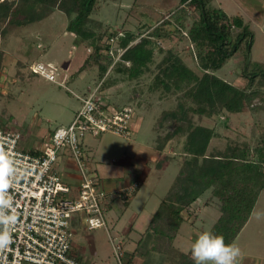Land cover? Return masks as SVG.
Returning a JSON list of instances; mask_svg holds the SVG:
<instances>
[{"label": "rangeland", "instance_id": "obj_1", "mask_svg": "<svg viewBox=\"0 0 264 264\" xmlns=\"http://www.w3.org/2000/svg\"><path fill=\"white\" fill-rule=\"evenodd\" d=\"M253 1L256 0H246L242 3V7L251 16V20L246 19L245 22L253 31L249 57L247 58V50L243 42L237 51L215 71V74L223 80L245 89L248 88V83L243 70L264 71V22L261 17L256 16ZM261 4L262 1L257 5L261 6ZM220 5L227 12L237 8L230 0H225ZM249 5L251 10H248ZM177 7H179V0H97L85 28L94 32L101 40L105 39L110 31L135 32L134 34H139L133 41L136 42L147 33L148 29L163 19L172 18L169 16ZM185 10L188 12L184 23L185 26H189L197 18V11L191 5H186ZM72 16L73 14L68 16L58 8H54L45 18L25 25L1 22L0 125L23 127L34 133L38 132L39 140L41 134H46L48 130L68 124L81 107V97L95 89L99 83L101 87V81L106 78V85L103 89L97 90L98 94L111 108L129 107L133 126H135L131 138L110 131L99 135L86 132L82 137L83 146L91 157L88 161L91 162L92 168L97 169L102 175H107L106 173L109 174L114 169H118L119 159L127 154L133 155L137 151L150 154L151 152L148 151L156 141L157 134H161L159 137L163 138L167 131L175 128L171 120L160 127V118L163 111L176 107L177 97H182L188 106L195 105L189 98L184 97L181 91L166 93L159 88L156 90L150 88L156 72L155 63L162 56L157 49L154 51V61L149 65V69L134 79L116 74L109 68L103 76H100L96 66L77 73L84 59L93 49L87 41L79 39L68 30ZM172 21L174 26H179L178 21L173 18ZM105 30L106 33H104ZM185 32L183 28L169 41L158 40L157 45L163 48L175 47L184 62L195 72L200 73L193 45ZM110 42L115 48L116 41L110 40ZM38 64L53 73V81L33 71ZM251 89H257L258 94L253 97L252 105L245 112L228 116L216 114L199 116L188 111L193 124L212 128L218 134L210 139L206 153L234 142H245L254 150L264 138V83L257 77ZM186 131L185 127L182 128L180 132L182 138L176 141L174 149H177V152H186L184 147ZM31 142L32 140H28L27 144L30 145ZM23 143L26 144V142ZM172 145L173 143L170 147ZM184 157H186L185 154L177 153L173 158L180 166V161H183ZM176 162H169L165 170L149 165L150 169L145 173L146 177L144 178L145 174L142 175L144 180L132 203L135 211L140 213L138 220L141 224L146 216L156 209L160 199L166 194L171 184L169 178L172 177V173L174 177L177 172ZM209 194L210 190H207L201 195L199 204L194 208L198 210L200 217L204 215V211L219 210L217 199L214 197L210 200ZM257 213L260 214L259 219L256 218ZM78 215L83 222L82 215L78 213H74L71 220ZM129 215L130 211L125 213L118 223H114V226L108 224L107 228H110V230L106 229L108 235L119 239V236L112 233L119 232L117 230L123 227ZM205 223L203 228L208 230L212 218H207ZM106 231L104 228H98L91 233L101 249L108 247L111 250ZM194 240L192 237L189 244H192ZM231 244L240 248V255L236 258L235 264H264V189L258 193L250 217ZM111 253L113 254V251ZM113 256L109 258L111 263L115 262Z\"/></svg>", "mask_w": 264, "mask_h": 264}, {"label": "trees", "instance_id": "obj_2", "mask_svg": "<svg viewBox=\"0 0 264 264\" xmlns=\"http://www.w3.org/2000/svg\"><path fill=\"white\" fill-rule=\"evenodd\" d=\"M211 1L179 0V7L169 16L178 21L179 26L173 25L172 18L163 19L136 42L133 41L139 34L135 32L119 34L110 31L101 40L85 28L97 0H0V25L1 22L25 25L39 21L54 8L68 16L73 14L68 30L87 41L93 49L77 73L96 66L99 75L103 76L113 61L112 55L106 51L121 48L124 50L110 70L134 79L149 69L157 49L162 56L155 63L156 72L150 88H159L166 93L181 91L195 106H188L182 97H177L176 107L163 111L160 118V127L171 120L175 128L167 131L162 139L158 138V149L162 147V140L180 135L185 127L184 147L188 155L184 157L168 194L153 214L150 228L172 238L183 220L181 211L187 210L192 202L210 190L208 198L217 199L220 212L210 230L213 234L222 235L226 244H231L250 217L258 193L264 189V138L254 150L245 142H234L206 153L210 139L218 134L212 128L193 124L188 111L199 116H228L247 111L253 97L258 94L257 89H251V86L257 77L264 83V71L243 70L247 89L233 86L215 74L243 42L249 57L253 31L240 15L230 16L221 8L211 5ZM186 5H191L197 11V18L189 26L184 23L188 12ZM181 28H184L185 35L193 45L200 73L184 62L175 47L157 45L158 40H171L176 32L182 31ZM110 39L116 41L115 48ZM105 80L101 81L100 88L106 85ZM0 127L5 129L7 125ZM108 206L109 203L106 208Z\"/></svg>", "mask_w": 264, "mask_h": 264}, {"label": "built area", "instance_id": "obj_3", "mask_svg": "<svg viewBox=\"0 0 264 264\" xmlns=\"http://www.w3.org/2000/svg\"><path fill=\"white\" fill-rule=\"evenodd\" d=\"M123 50L109 48L106 51L113 57L109 69ZM33 71L54 80L53 73L41 64ZM99 88L100 83L81 97V107L72 120L55 127L34 151L21 146L25 137L23 129L0 127V150L15 161L19 173L9 189L17 222L11 229V244L0 251V264H81L71 254L73 234L70 220L73 214L82 215L87 230L106 229L105 213L110 193L88 162L82 137L86 132L99 135L106 131L128 137L133 132V121L129 107L111 108L104 103L97 92ZM65 152L73 159L79 173L76 186L67 182L59 169ZM138 186L139 181L134 180L118 187L112 195L127 200ZM108 238L115 259L123 264L122 241L110 235Z\"/></svg>", "mask_w": 264, "mask_h": 264}, {"label": "crops", "instance_id": "obj_4", "mask_svg": "<svg viewBox=\"0 0 264 264\" xmlns=\"http://www.w3.org/2000/svg\"><path fill=\"white\" fill-rule=\"evenodd\" d=\"M224 1L225 0H212L211 5L222 9L220 4H222V2ZM231 1L235 3L237 8L234 11L230 12H227L223 9L222 10L230 16H246L245 18L242 17L244 18V22L247 21L246 19L250 21L251 16L246 12L245 8L242 7V3L246 2V0H230V2ZM260 1H262V4L261 6H258L257 4L260 3ZM252 4L253 7L255 6L256 8V10L254 9L256 16L258 15L259 18L261 17L264 22V0H256L255 2L253 1ZM251 9V5H249L248 10ZM134 127L135 126H133V130ZM19 128L23 129L25 132V137L21 142V146L24 149H30L31 151H34V149L39 147L40 142L43 140L41 137L44 138L53 130H48L46 134H41V137L38 140V132L34 133L30 129L27 130V128L24 129L23 127ZM131 135L126 138H131ZM160 135L161 134H157L155 138L156 141L154 142L150 151H148L151 153L148 155L147 152L144 153L143 151H137V153L133 155L127 154L125 155V157L123 156V158L119 159L117 165L118 169H114L109 174L106 173L107 175H102L97 169L93 168L98 177L100 178L101 184L104 189L108 193H110L109 206L107 207L105 213L107 227L108 224L113 225L114 223H118L120 221V218L123 217L125 213L130 211V215L126 218V222L123 227L120 228V230H117L119 232L112 233L113 235L119 236V239L122 241L124 251V257L122 260L123 264H195V261L193 260L191 255V244H189V242L192 237L194 240L197 233L205 231L203 227L206 224L205 221L207 218H212V223L210 225V228L208 229L210 230L215 220L220 214L219 210L215 209V211H204L203 216H198L199 212L196 209L194 210V208H196L197 204H199L201 199L200 196L197 198L196 201L192 202L189 205L187 210L181 211L183 220L180 223L177 231L173 234L172 238L169 239L163 233L154 232V230L150 228L152 216L160 205L162 199H164L168 194V191L172 186L176 176L178 175L180 166L182 164L181 160L179 166L176 162V159L173 157L177 155V153L185 154V156L188 155L186 152H177V149H174V146L177 143L176 141L179 138H182V136H180L181 134L177 136H172L167 140H162V147L161 149H158L157 139L160 138ZM28 140H32L30 145L27 144ZM23 142H26L27 145ZM171 143H173L172 147H170ZM84 150L87 160H91V157H89L88 155V151L85 148ZM172 161H175L178 165L177 172L175 173L174 177L173 173L170 172L172 173V177L169 178V182H171V184L166 194L162 199H160L156 209L152 210L151 213L146 216V219L144 218L145 223L142 222L141 224L140 220H138L140 213L135 211V207L132 206V203L136 199V192L139 190L144 178L147 175L145 173H147V170L150 169L149 165H154L157 168H162V170H165L168 166V163ZM59 164V169L62 174V177L73 186H76L79 182L80 177L75 167L74 161L69 156V154L65 152V155L61 157ZM143 174H145L144 178L142 177ZM134 180L139 181V186L133 192L132 196L129 199L122 200L121 198L114 197L112 195L118 187H121L125 184L127 185ZM136 220L138 221L136 222ZM198 225L199 227H201V229L198 227ZM70 226L73 234L71 254L81 264H119L114 256L113 257L115 262L111 263L109 258H111L113 255L111 253L112 248L111 250H109L108 247L101 249L100 246L96 244L93 233H91L96 229L87 230L84 226V223L81 221L79 215L76 218L73 217V219L70 220ZM107 227L106 229H108ZM198 228L200 229L199 232L197 230ZM108 230H110V228ZM240 231L238 235L240 234ZM109 232L111 233V231ZM106 233L108 238V232L106 231Z\"/></svg>", "mask_w": 264, "mask_h": 264}, {"label": "clouds", "instance_id": "obj_5", "mask_svg": "<svg viewBox=\"0 0 264 264\" xmlns=\"http://www.w3.org/2000/svg\"><path fill=\"white\" fill-rule=\"evenodd\" d=\"M18 174L15 161L0 150V251L11 244V229L17 222L16 208L9 189ZM259 215L256 214L257 219ZM190 251L195 264H235L240 255L237 245L226 244L222 235L213 234L211 230L198 233Z\"/></svg>", "mask_w": 264, "mask_h": 264}]
</instances>
